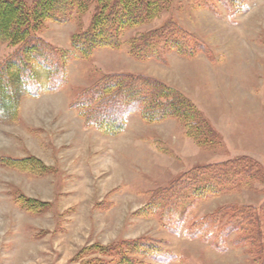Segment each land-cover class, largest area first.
<instances>
[{"label": "rangeland", "instance_id": "374dc122", "mask_svg": "<svg viewBox=\"0 0 264 264\" xmlns=\"http://www.w3.org/2000/svg\"><path fill=\"white\" fill-rule=\"evenodd\" d=\"M18 1L30 5L34 0ZM168 1L154 20L124 31L119 49H98L71 60L61 89L22 97L17 118L0 122V264H83L89 259L115 264L99 253L84 254L138 239L151 240L174 257L163 263L136 257L140 264L264 263V183L242 182L236 191L186 199L176 234L165 230L159 211L146 218L139 214L151 193L193 168L246 156L264 172V0ZM91 16L92 8L65 24L45 21L37 36L68 50ZM168 21L190 33L205 53L185 59L160 47L163 63L136 61L130 55L132 39ZM13 49L0 43V63ZM111 74L147 75L180 91L218 140L203 135L198 143L187 137L179 120L145 123L138 114L128 116L116 136L85 128L70 105ZM27 158L48 173L3 163ZM229 206L249 208L245 212L252 218L225 239L222 250L211 240L189 237L205 217Z\"/></svg>", "mask_w": 264, "mask_h": 264}, {"label": "trees", "instance_id": "16d2710c", "mask_svg": "<svg viewBox=\"0 0 264 264\" xmlns=\"http://www.w3.org/2000/svg\"><path fill=\"white\" fill-rule=\"evenodd\" d=\"M168 6V0H34L30 5L18 0H0V43L14 48L0 63V122H11L17 118L22 97L34 98L61 89L71 60L87 58L98 49H119L120 35L124 31L151 22ZM90 8L92 16L88 28L72 37L68 50L56 49L37 36L43 22L65 24L72 16ZM130 46V55L140 62L153 60L163 63V47L185 59L206 51L190 33L172 21L137 35ZM70 108L83 120L85 128L106 136L118 135L125 129L127 117L138 114L145 123L179 120L185 125L187 137L198 140V143L203 135H209L211 141L218 140V134L187 97L147 75H106L92 87L81 91ZM3 163L16 166L23 172L32 171L35 167L36 173L32 174L48 173L47 167L32 158L8 159ZM249 181L264 183L260 164L250 157L196 167L172 181L167 188L151 193L148 205L139 214L146 218L159 211L165 230L176 234L182 227L183 217H178V214L186 199L205 200L236 191L238 184L244 182L246 185ZM248 210L232 206L218 209L205 217L200 229L190 233L189 237L211 240L222 250L225 239L241 232L242 222L252 218L245 212ZM228 212L231 213L228 220L217 228L220 218ZM97 253L113 258L115 264H140L136 257L158 263L174 258L147 239L122 241L95 250L91 248L84 256ZM83 264L107 263L101 259H89Z\"/></svg>", "mask_w": 264, "mask_h": 264}]
</instances>
